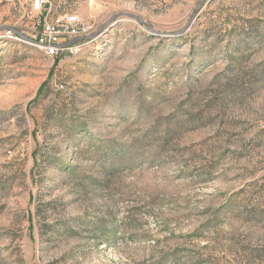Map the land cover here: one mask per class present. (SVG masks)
<instances>
[{"label": "rangeland", "instance_id": "1", "mask_svg": "<svg viewBox=\"0 0 264 264\" xmlns=\"http://www.w3.org/2000/svg\"><path fill=\"white\" fill-rule=\"evenodd\" d=\"M0 264H264V0H0Z\"/></svg>", "mask_w": 264, "mask_h": 264}, {"label": "built area", "instance_id": "2", "mask_svg": "<svg viewBox=\"0 0 264 264\" xmlns=\"http://www.w3.org/2000/svg\"><path fill=\"white\" fill-rule=\"evenodd\" d=\"M48 0H29V9L31 14H41ZM89 33V28L83 23L82 19L76 14H63L51 22H45L42 32L39 36L37 46L44 48L49 57H56L62 52L74 54L75 45L66 48L59 46L70 40L84 37Z\"/></svg>", "mask_w": 264, "mask_h": 264}, {"label": "water", "instance_id": "3", "mask_svg": "<svg viewBox=\"0 0 264 264\" xmlns=\"http://www.w3.org/2000/svg\"><path fill=\"white\" fill-rule=\"evenodd\" d=\"M203 1V0H202ZM199 6H197V8H198ZM196 8V9H197ZM196 9H195V11H196ZM192 17V16H191ZM191 17L189 18V22L191 21ZM13 32H15V33H17L18 34V32L17 31H15V30H12ZM88 37H82V38H76V39H73V40H70V41H68L67 43H65V44H63V45H61V46H59L60 48H66V47H68V46H71V45H74V44H76V43H78V42H80V41H83L84 39H87Z\"/></svg>", "mask_w": 264, "mask_h": 264}, {"label": "bare ground", "instance_id": "4", "mask_svg": "<svg viewBox=\"0 0 264 264\" xmlns=\"http://www.w3.org/2000/svg\"><path fill=\"white\" fill-rule=\"evenodd\" d=\"M39 48H41V50H43L44 51V53L47 55V51L44 49V48H42V47H40V46H38ZM48 57H49V55H47Z\"/></svg>", "mask_w": 264, "mask_h": 264}]
</instances>
